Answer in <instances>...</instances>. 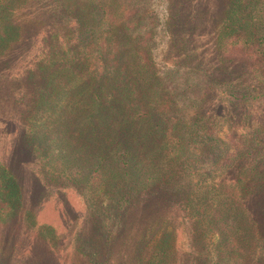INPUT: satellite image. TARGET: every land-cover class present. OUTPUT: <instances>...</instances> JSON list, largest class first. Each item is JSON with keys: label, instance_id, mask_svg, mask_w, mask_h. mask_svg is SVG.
I'll return each instance as SVG.
<instances>
[{"label": "trees", "instance_id": "obj_1", "mask_svg": "<svg viewBox=\"0 0 264 264\" xmlns=\"http://www.w3.org/2000/svg\"><path fill=\"white\" fill-rule=\"evenodd\" d=\"M149 6L0 0V144L10 132L15 144L0 157V264H205L175 256L171 235L138 258L84 228L68 242L36 224L26 171L36 163L56 175L58 161L60 175L119 212L141 197L147 209L187 211L220 234L222 263L239 253L264 264V0H170L176 68L165 77L151 54L161 21ZM181 101L196 110L189 123ZM184 165L207 170L197 202L176 186Z\"/></svg>", "mask_w": 264, "mask_h": 264}, {"label": "rangeland", "instance_id": "obj_2", "mask_svg": "<svg viewBox=\"0 0 264 264\" xmlns=\"http://www.w3.org/2000/svg\"><path fill=\"white\" fill-rule=\"evenodd\" d=\"M207 1L203 0V3L206 4ZM148 4L150 5V14H156L161 21L151 41V54L155 69L158 70L159 75L165 77L168 71L176 68L170 59V36L164 28V23L169 15L170 0H148ZM237 66L241 67V64H237ZM22 67L23 65H18L17 72L21 71ZM8 72L5 71V75H8ZM186 72L181 70L180 74ZM183 77L189 79L188 83L193 85V88L200 83L202 78L190 72H187ZM184 79L179 78L177 82L183 84ZM195 97V94L189 96V98ZM191 105L183 101L179 104L181 109L179 114L187 123L196 111ZM11 136L12 132L3 137L0 144V157L7 156L15 148ZM187 158L188 156L184 157V159ZM19 160L21 161V159ZM61 163L58 161L56 175H53L50 169L44 167L43 164L42 166L36 165V163L32 164L33 168L29 172V169L26 171L29 182L27 183L25 202L35 215L36 224H45L56 229L57 233L64 235V239L68 242L72 240L70 235L74 237L75 230L84 228L89 234V239L107 241L109 244L119 246L125 244L127 253L134 254V256L136 254L138 258H146L153 247L161 244L168 235H171L175 256L181 255L190 258V260L199 259L200 263L204 262L205 264H250L248 261L244 263L242 259H239V253L232 254L227 261L222 263L220 259H226V256L217 254L220 234L206 226L205 223L187 216V211L178 212L177 208H166L163 211H158L157 208H154L156 210L147 209L141 204L143 198L141 197L139 200L136 199L138 201L136 203L140 204L137 209H130V211L127 209L125 213L119 212L115 200L112 201L107 197L98 196L97 193H91L85 184L75 186L69 179H65L64 174L60 175L59 170L63 168ZM185 167L184 165L183 172L177 178L176 186L185 189L191 195H193L192 192L196 193L193 195V199L197 202L199 196L201 198L205 195V188L201 185L200 180L207 170L201 166H195V169L188 171ZM37 177L43 179L42 184L38 183ZM41 197V203H39ZM71 230H73V234H69L68 231ZM31 241H33V237ZM256 250L258 253L261 251L260 249ZM118 253L119 251H115L114 256ZM122 255L125 254L122 253ZM235 259L238 261L234 262Z\"/></svg>", "mask_w": 264, "mask_h": 264}]
</instances>
